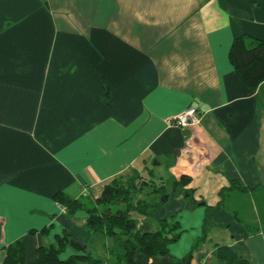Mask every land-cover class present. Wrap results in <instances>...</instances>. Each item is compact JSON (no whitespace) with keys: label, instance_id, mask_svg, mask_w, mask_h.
Returning a JSON list of instances; mask_svg holds the SVG:
<instances>
[{"label":"crops","instance_id":"obj_1","mask_svg":"<svg viewBox=\"0 0 264 264\" xmlns=\"http://www.w3.org/2000/svg\"><path fill=\"white\" fill-rule=\"evenodd\" d=\"M243 34L264 40V0H0V263L19 238L32 261L69 234L62 259L118 264L115 238L54 194L94 199L140 173L165 189L139 224L172 218L179 234L136 262L224 264L227 246L264 264V80L230 57ZM189 106L200 123L168 124Z\"/></svg>","mask_w":264,"mask_h":264},{"label":"trees","instance_id":"obj_2","mask_svg":"<svg viewBox=\"0 0 264 264\" xmlns=\"http://www.w3.org/2000/svg\"><path fill=\"white\" fill-rule=\"evenodd\" d=\"M249 39L250 42H247ZM230 57L243 77L253 87L264 80V40L240 35L234 39ZM150 173L151 175L153 172ZM188 178L183 176L174 182L176 190H183ZM165 187L153 176L144 177L135 173L131 177H115L107 183L99 197L71 198L62 191L54 194L57 203L68 213L85 209L88 213L87 228L94 234H104L115 238L119 244L112 250L118 264H139L135 260L137 253L146 256L167 254L169 245L178 237V222L172 218L162 219L155 229L146 222L139 224V218L149 221L158 209L159 202H153L149 196L161 193ZM89 197V198H88ZM75 244L69 234L57 236L50 245H42L37 250V257L32 261L25 258L24 242L17 239L6 248V256L0 264H101V259L88 253L71 255L62 259L60 255L68 244ZM78 246V244H76ZM117 249H121L118 252ZM116 252V253H115ZM219 257L224 264H247L232 249L222 246ZM191 253L184 260L189 263Z\"/></svg>","mask_w":264,"mask_h":264},{"label":"built area","instance_id":"obj_3","mask_svg":"<svg viewBox=\"0 0 264 264\" xmlns=\"http://www.w3.org/2000/svg\"><path fill=\"white\" fill-rule=\"evenodd\" d=\"M202 121V115L198 109L194 106H189L183 111L168 117L167 122L169 125L179 127H190L196 125ZM59 205V204H58ZM65 210L63 206L60 205Z\"/></svg>","mask_w":264,"mask_h":264},{"label":"water","instance_id":"obj_4","mask_svg":"<svg viewBox=\"0 0 264 264\" xmlns=\"http://www.w3.org/2000/svg\"><path fill=\"white\" fill-rule=\"evenodd\" d=\"M189 132H190L189 129H184V130H183V133H184V134H188ZM165 197H166V196H165ZM163 198H164V197H163Z\"/></svg>","mask_w":264,"mask_h":264},{"label":"rangeland","instance_id":"obj_5","mask_svg":"<svg viewBox=\"0 0 264 264\" xmlns=\"http://www.w3.org/2000/svg\"><path fill=\"white\" fill-rule=\"evenodd\" d=\"M117 245H119V244H117Z\"/></svg>","mask_w":264,"mask_h":264}]
</instances>
